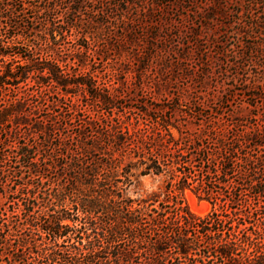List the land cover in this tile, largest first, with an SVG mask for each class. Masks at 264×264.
<instances>
[{
	"label": "trees",
	"instance_id": "1",
	"mask_svg": "<svg viewBox=\"0 0 264 264\" xmlns=\"http://www.w3.org/2000/svg\"><path fill=\"white\" fill-rule=\"evenodd\" d=\"M8 1L0 0V31L6 30L0 37V85L16 86L41 73L62 89L63 98L72 94V87L80 86L104 105L117 102L111 92L98 93L91 81L72 83L63 70L65 60L58 57L41 66L25 58L22 51L37 31L32 25L45 16L48 32L40 39L56 55L68 34L65 27L82 30L79 23L84 22L83 9L89 0L70 4L67 14L73 19L68 21L57 13L62 0H11L24 3L19 9ZM93 1L107 9L105 0ZM12 10V15L4 16ZM92 12L96 13L95 8ZM122 22L124 41L137 45L139 36L128 27L133 20L124 18ZM94 25L89 21L88 31L78 36V41L87 42L79 45V51L91 50ZM102 25L97 23V27ZM14 28L16 32L11 33ZM152 39L158 41L159 36ZM15 57L24 58L25 65L13 66ZM75 59L85 65L83 56ZM25 108L26 103L21 102L0 113V126L15 114H25ZM155 120L150 130L121 122L106 132L90 124L69 137L59 135L53 151L59 149L65 162L49 155L52 164L33 154L38 151L47 156L46 144L56 139L53 124L18 117L16 131L30 127L26 137L39 132L45 138L35 145H21L17 133L16 160L1 165L4 190L10 178L24 183L14 201L18 206L12 212L14 220L8 216L0 221V264H96L103 254L109 255L112 264L136 260V264H183L180 259H185L184 264H208L211 258L220 260L218 264H264V113L251 121H232L225 128L215 123L199 133L184 132L171 119ZM0 164H5L3 159ZM56 167L60 168L56 184L39 195L33 178H45L43 172ZM148 175L166 178L167 201L160 202L159 195L130 196L137 178ZM186 190L209 200L212 211L205 217L192 213L183 198ZM26 250L34 255L33 263Z\"/></svg>",
	"mask_w": 264,
	"mask_h": 264
},
{
	"label": "rangeland",
	"instance_id": "2",
	"mask_svg": "<svg viewBox=\"0 0 264 264\" xmlns=\"http://www.w3.org/2000/svg\"><path fill=\"white\" fill-rule=\"evenodd\" d=\"M73 1L62 0L57 12L65 17V21L73 19L72 14H67ZM8 3L17 9L24 5L22 1L10 0ZM118 3L119 0H105V9L99 2L89 0L83 9L84 22L79 23L82 30L70 31L65 27L68 34L60 42L56 55L47 50L42 40L48 32L43 24L45 16H40V22L32 25L37 31L30 35L31 43L23 45L25 58L44 66L59 57L65 60L63 70L72 83L91 81L98 93L111 92L117 102L104 105L80 86L72 87V94L63 98L62 89L41 73L33 74L27 82L16 86L0 85V113L21 102L26 103L25 114H15L0 126V159L5 163L0 164V169L1 165L9 166L16 160L17 133L21 145H35L45 138L39 132L34 133V137H26L30 127L21 126V130L16 131L18 117L43 121L48 126L53 124L56 139L46 144L47 156L38 151L33 156L39 161L47 158L48 163L55 164L49 155L57 162H65L59 156V149L53 151L60 142L57 136L69 137L90 124L101 132L121 122L136 123L142 129L150 130L155 126V119H171L182 131L199 133L215 123L225 128L232 121L246 122L254 115H263L264 0H120ZM94 8L96 13L92 12ZM12 12L15 10L6 11L4 16L12 15ZM29 15L32 16L30 11ZM62 18L60 20L64 21ZM124 18L133 20V26L128 27L136 30L140 39L137 45L124 41ZM1 21L0 18V26ZM89 21L95 23L91 50L81 52L79 45H87V42L78 41V36L88 31ZM99 22L105 25L97 27ZM5 32V29L0 31V37ZM156 36H159L158 41L152 39ZM78 55L85 58V65L77 63L75 57ZM12 61L13 66L26 63L21 57L12 58ZM173 131L179 135L177 130ZM211 148H215L214 144ZM59 169L43 172L45 178H33L39 195L56 184ZM134 173L139 174L138 171ZM1 181L3 175L0 172V221L18 211L14 201L24 183L20 178H10L4 190ZM165 181L164 176H139L130 189V196L141 199L159 195V201L165 202L168 200ZM183 198L191 212L199 217L212 211L209 200L190 190H186ZM13 243L18 245L15 238ZM25 253L33 263L34 255L28 250ZM108 256L103 254L96 264H112ZM143 259L145 257H139L140 261ZM180 261L184 264L185 259ZM219 261L211 258L206 263L218 264Z\"/></svg>",
	"mask_w": 264,
	"mask_h": 264
}]
</instances>
